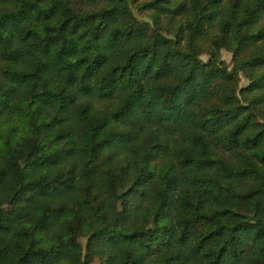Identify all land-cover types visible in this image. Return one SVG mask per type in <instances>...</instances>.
<instances>
[{"label":"trees","instance_id":"obj_1","mask_svg":"<svg viewBox=\"0 0 264 264\" xmlns=\"http://www.w3.org/2000/svg\"><path fill=\"white\" fill-rule=\"evenodd\" d=\"M93 262L264 264V0H0V264Z\"/></svg>","mask_w":264,"mask_h":264},{"label":"rangeland","instance_id":"obj_2","mask_svg":"<svg viewBox=\"0 0 264 264\" xmlns=\"http://www.w3.org/2000/svg\"><path fill=\"white\" fill-rule=\"evenodd\" d=\"M141 16V14H140ZM142 17V16H141ZM207 57V56H206ZM220 57H221V61H223L229 68H231L233 66V63H232V58H231V53H229L228 51L226 50H222L220 52ZM203 59H205V57L203 56ZM247 80L244 79V78H241V81H240V86L243 87V86H246L247 85ZM92 264H97V262H93Z\"/></svg>","mask_w":264,"mask_h":264}]
</instances>
